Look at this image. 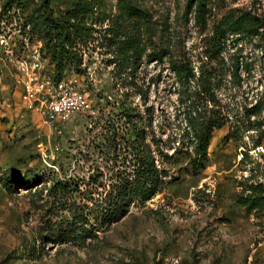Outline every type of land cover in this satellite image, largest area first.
I'll list each match as a JSON object with an SVG mask.
<instances>
[{
  "label": "rangeland",
  "instance_id": "obj_1",
  "mask_svg": "<svg viewBox=\"0 0 264 264\" xmlns=\"http://www.w3.org/2000/svg\"><path fill=\"white\" fill-rule=\"evenodd\" d=\"M3 1L0 0V35L5 37V49L0 50V264H264V215L248 214L236 203L245 180L264 186V138H259L264 130V59L260 51L264 39L230 36L216 63H208L203 54L204 40L221 15L238 9L264 17V0H225L213 7L204 27L192 17L188 22L183 20L185 0H131L145 10V19L150 20V49L166 48L175 58L189 61L196 73L200 67L212 68L217 77L214 108L227 122L212 134L203 171L193 173L182 157L172 167L164 163L174 182L144 204L131 206L128 215L83 247L52 239L45 240L41 247L38 236L48 237L61 230L68 219L64 204L86 200L77 195L70 199L68 194L59 203L47 189L57 181L66 182L67 187L71 181H82L80 190L96 199L95 185L86 184L87 178L104 170L103 134L111 124L119 126L124 122L115 102L121 96L140 112L151 108V131L165 154L172 152L170 148L188 145L186 117L196 86L192 82L181 86L165 59L150 63L142 60L133 83L120 82L102 38L108 24L104 17L114 14L117 0H103L92 14L95 31L81 47L80 74H76L95 113L75 114L57 136L19 101L14 66L8 60L14 44L23 41L18 28L25 14L14 5L2 6ZM29 2L33 9L42 4L40 0ZM48 2L53 14L58 15L75 0ZM236 64L238 79L231 74ZM245 64L248 71L242 68ZM73 75L74 72L69 77ZM133 86L147 92L144 105ZM258 99L260 113L247 119L245 108ZM208 112L209 103H203L199 113ZM150 138L148 135L147 140ZM25 174L38 175L40 182L25 188L15 185L11 192L2 186L7 175Z\"/></svg>",
  "mask_w": 264,
  "mask_h": 264
},
{
  "label": "trees",
  "instance_id": "obj_2",
  "mask_svg": "<svg viewBox=\"0 0 264 264\" xmlns=\"http://www.w3.org/2000/svg\"><path fill=\"white\" fill-rule=\"evenodd\" d=\"M40 1L43 5L34 9L31 8L29 0H5L2 6L14 5L25 14L23 23L18 28L21 39L27 35L30 42L34 40L33 43L37 45L40 42L38 47L53 69L54 80L62 79L72 72L80 74L81 47L93 38L95 29L92 26V14L103 4V0H75L71 7L58 15L51 11L49 0ZM224 1L185 0L183 20L188 22L192 17L196 24L204 27L213 7L223 4ZM146 17L147 13L139 8L136 2L117 0L114 14L104 17L108 24L102 38L106 41L105 46L110 51L111 63L114 64L120 82L132 84L134 73L142 60L150 63L165 59L175 80L181 86L186 87L191 82L194 83L196 90L189 103L191 110L186 117L188 130L185 135L189 144L170 148L172 152L165 154L164 150L158 148L151 131V108L145 107L144 111L140 112L136 106L127 105V97L116 99L118 116L124 118V122L119 126L111 124L103 134L101 155L104 159V170L97 171L87 178L89 182L86 184L95 185L93 193L96 194V199L88 197V192L80 190L82 181H71L68 187L64 184L66 182H54L46 192L52 195L55 201L60 203L68 194L70 199L77 195L86 200L81 204H76L74 200L64 204L68 219L61 230L51 232L48 237L38 236L41 247L48 239L72 243L79 247L85 246L88 240L96 239L99 232L128 215L131 206L144 204L164 186L174 182L175 178L169 179L170 168H166L164 163L172 167L182 157L187 161L190 171H203L209 159L208 147L212 134L227 122L225 116L214 108L217 101V77L211 72L212 68L200 67L196 73L189 61L175 58L166 48L150 49L152 39L147 37L151 34L152 27ZM230 36L264 39V17L245 10H227L213 25L211 35L204 40L203 54L208 63H216L221 59ZM260 51L264 59V46H260ZM242 68L249 70L246 64ZM238 69L239 65L236 64L231 70L235 79H238ZM135 91L144 105L147 92L140 88ZM203 103H209L207 114L199 113V107ZM260 105L261 101L258 99L250 108H245L247 119L260 113ZM148 135L151 136L149 141ZM259 138H264V130L259 134ZM245 181L236 196V203L248 214L264 215V186L248 183V179ZM38 182L40 179L36 174H25L21 177L7 175L2 186L7 192H11L15 191V185L25 188Z\"/></svg>",
  "mask_w": 264,
  "mask_h": 264
},
{
  "label": "built area",
  "instance_id": "obj_3",
  "mask_svg": "<svg viewBox=\"0 0 264 264\" xmlns=\"http://www.w3.org/2000/svg\"><path fill=\"white\" fill-rule=\"evenodd\" d=\"M3 39L0 35V50L5 49ZM22 40L14 44L8 61L14 66V85L23 108L55 135H60L62 126L71 122L75 114L93 115L95 112L77 83L79 76L54 80L53 69L38 45L30 42L27 35Z\"/></svg>",
  "mask_w": 264,
  "mask_h": 264
}]
</instances>
